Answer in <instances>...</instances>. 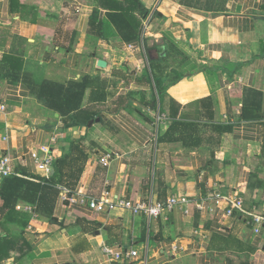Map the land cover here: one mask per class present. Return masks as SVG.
Here are the masks:
<instances>
[{
	"label": "crops",
	"instance_id": "obj_1",
	"mask_svg": "<svg viewBox=\"0 0 264 264\" xmlns=\"http://www.w3.org/2000/svg\"><path fill=\"white\" fill-rule=\"evenodd\" d=\"M194 61L217 71L193 74ZM151 69L162 86L186 77L158 94ZM85 77L100 115L71 127L27 82ZM0 104V157L39 176L33 153L75 158L56 187L79 194L6 211L0 264H264L250 223L264 209V0H0ZM104 195L179 204L157 218L92 210Z\"/></svg>",
	"mask_w": 264,
	"mask_h": 264
},
{
	"label": "trees",
	"instance_id": "obj_2",
	"mask_svg": "<svg viewBox=\"0 0 264 264\" xmlns=\"http://www.w3.org/2000/svg\"><path fill=\"white\" fill-rule=\"evenodd\" d=\"M126 23L130 29L133 30L132 24L127 20ZM120 33L123 35L124 39H128V37L123 34L122 30H120ZM191 63L193 64V67H198V71H193V74L198 72L208 75L217 71L212 67L213 64L211 62H206L205 64L200 65L197 61ZM160 72L161 70L158 69L159 74ZM185 77L186 74H179L177 75V80L171 85L162 86L160 78L151 69V72L147 71L142 79L149 85H153L157 93L161 94L170 86L183 80ZM27 78L28 80H32L30 76H27ZM28 80L27 82L29 83L33 94L39 100L43 101L48 108L58 112L61 117H63L65 127L87 125L91 120L95 119L96 116L100 115L99 109L95 108L93 105H89L94 99L98 102L103 100L101 96H96V81L90 77H85L80 82H72L67 86L54 84L41 85ZM89 91L90 96L86 105ZM249 111L250 109L247 110V112ZM262 150L264 155V145ZM81 156L82 154L80 153L77 158H81ZM75 162L76 159L70 158L68 155L57 160L54 163V175L50 179H46L39 175H33L24 167L16 166L15 174L6 179L0 188V199L2 201V205L0 206V220L2 215H4L6 211L13 210L20 200L38 203V205L40 204L41 206L48 205L52 201L55 203L57 197L63 193V191L60 193L56 186L61 185L63 182L64 168ZM76 173L78 174L79 179L82 170H78ZM70 176L74 177L75 174L71 175L70 173ZM262 187L264 186L262 185Z\"/></svg>",
	"mask_w": 264,
	"mask_h": 264
},
{
	"label": "built area",
	"instance_id": "obj_3",
	"mask_svg": "<svg viewBox=\"0 0 264 264\" xmlns=\"http://www.w3.org/2000/svg\"><path fill=\"white\" fill-rule=\"evenodd\" d=\"M0 110H6V107L3 104H0ZM44 155L33 153V157L35 162L38 164L39 170L42 176L46 179H50L54 174V163L55 158L51 155V151L48 147H45L41 150ZM111 156L108 154L107 156L101 159V163L104 165H108ZM15 174V165L13 163V159L8 156L0 157V188L2 187L3 182L13 176ZM79 195V194H78ZM78 195L70 196L67 192L62 194V200L65 202H69L71 204H75L78 202ZM107 195H104L100 199H90L89 206L92 210L102 213L109 211L111 212L116 207L124 208L134 215L145 214L149 218H157L163 216L165 212H171L178 204L179 200L175 198H171L166 200L165 202H133L127 200H118L117 202H111L106 198ZM83 202V199L81 200ZM244 206V201L242 198L237 197L232 200L230 209L227 214L231 216L233 211L238 209L241 210ZM21 210L20 207H18ZM251 225L255 228V232L259 233L261 229L264 227V209L262 212L254 207L251 218ZM107 257L113 258L115 260H131L134 257L138 256L137 251H126L120 250L119 252L114 251L112 248L106 247L104 249Z\"/></svg>",
	"mask_w": 264,
	"mask_h": 264
},
{
	"label": "water",
	"instance_id": "obj_4",
	"mask_svg": "<svg viewBox=\"0 0 264 264\" xmlns=\"http://www.w3.org/2000/svg\"><path fill=\"white\" fill-rule=\"evenodd\" d=\"M99 67H101V68H106L107 67V63L106 62H104V61H99Z\"/></svg>",
	"mask_w": 264,
	"mask_h": 264
}]
</instances>
